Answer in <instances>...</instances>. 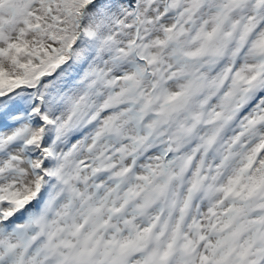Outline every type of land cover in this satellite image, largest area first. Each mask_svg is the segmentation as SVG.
Listing matches in <instances>:
<instances>
[{"label": "snow or ice", "instance_id": "1", "mask_svg": "<svg viewBox=\"0 0 264 264\" xmlns=\"http://www.w3.org/2000/svg\"><path fill=\"white\" fill-rule=\"evenodd\" d=\"M0 264H264V0H0Z\"/></svg>", "mask_w": 264, "mask_h": 264}]
</instances>
